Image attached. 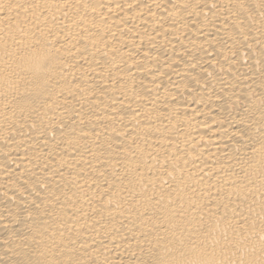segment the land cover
Wrapping results in <instances>:
<instances>
[{
  "label": "bare ground",
  "instance_id": "bare-ground-1",
  "mask_svg": "<svg viewBox=\"0 0 264 264\" xmlns=\"http://www.w3.org/2000/svg\"><path fill=\"white\" fill-rule=\"evenodd\" d=\"M0 264H264V0H0Z\"/></svg>",
  "mask_w": 264,
  "mask_h": 264
}]
</instances>
